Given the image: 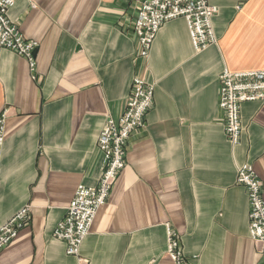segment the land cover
Returning <instances> with one entry per match:
<instances>
[{"label":"crops","instance_id":"1","mask_svg":"<svg viewBox=\"0 0 264 264\" xmlns=\"http://www.w3.org/2000/svg\"><path fill=\"white\" fill-rule=\"evenodd\" d=\"M216 42L197 52L184 18L164 23L147 58L125 0H17L9 18L39 42L36 78L0 50V224L32 216L0 264H174L167 227L188 264H264L249 232L238 169L251 164L264 199V103H243L232 145L219 109L220 76L264 70V0H210ZM135 77L155 84L147 127L94 220L80 255L53 237L80 184L102 174L106 119L124 113Z\"/></svg>","mask_w":264,"mask_h":264},{"label":"built area","instance_id":"2","mask_svg":"<svg viewBox=\"0 0 264 264\" xmlns=\"http://www.w3.org/2000/svg\"><path fill=\"white\" fill-rule=\"evenodd\" d=\"M17 0H0V50L7 49L23 57L36 78L39 42L29 40L18 24L9 18ZM133 5L131 32L140 46L139 56L147 58L162 25L176 18H184L192 45L197 52L206 50L217 40L213 18L218 8L210 0H125ZM219 109L224 116V131L228 141L237 145L242 135L240 110L243 103H264V70L230 72L225 69L220 76ZM155 84L135 77L127 107L117 120L108 117L100 132L97 147L102 154V174L94 187L80 184L66 208L65 217L54 229L53 237L66 245V253L79 256L82 243L94 224L99 209L104 206L119 174L126 167L128 146L137 133L147 127V116L154 107ZM7 111L0 114L1 150L6 138ZM1 171V167H0ZM237 183L247 192L249 203V232L251 239L264 251V199L261 180L251 164L238 169ZM32 216L30 206H25L4 224H0V252L9 246L19 232L27 226ZM168 255L174 264H188L180 246L178 234L168 225Z\"/></svg>","mask_w":264,"mask_h":264}]
</instances>
